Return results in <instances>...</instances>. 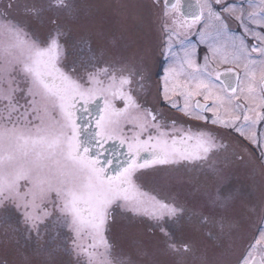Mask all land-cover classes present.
<instances>
[{"label": "snow or ice", "instance_id": "snow-or-ice-1", "mask_svg": "<svg viewBox=\"0 0 264 264\" xmlns=\"http://www.w3.org/2000/svg\"><path fill=\"white\" fill-rule=\"evenodd\" d=\"M73 9L72 0H0L5 235L55 233L68 264H135L109 239L119 210L133 223L147 222L153 236L158 232L173 264L195 257L201 236L220 248L229 241L230 251L232 193L197 189L198 202H178L158 177L208 165L224 145L207 125L238 133L264 170V0H164L170 63L151 101L141 70L106 58L90 39H67L56 17ZM46 16L54 27L37 34L31 22ZM193 32L206 48L203 63L188 41ZM161 98L204 126L167 117ZM235 264H264V207Z\"/></svg>", "mask_w": 264, "mask_h": 264}, {"label": "rangeland", "instance_id": "rangeland-1", "mask_svg": "<svg viewBox=\"0 0 264 264\" xmlns=\"http://www.w3.org/2000/svg\"><path fill=\"white\" fill-rule=\"evenodd\" d=\"M90 1L91 7L83 10L82 16L74 17L69 14H63L56 17L60 26L67 33V39H69L70 42L74 43L81 39H90L93 47L97 49L104 48L107 54L109 52L112 54L110 58L117 62L118 60L121 61L126 58L129 60L133 58H143L144 61L147 60L151 62L153 59L155 65V60L159 53L158 47H160L161 37L157 26L150 24L152 21L149 20L147 9L141 7L144 5V0ZM43 23L42 26L37 20H33L31 22V27L40 35L46 34L49 29L54 27V25L49 22L48 18L45 19ZM148 30L149 33H151V39L155 42L153 44L150 43L151 39L147 40L148 33L145 32ZM154 44L156 46L155 54L152 51ZM69 58L71 59V57ZM135 63L139 66L137 62ZM168 65L166 67H168ZM157 86V84H154V88H152V90L150 89L153 97L156 94ZM175 112L180 113L176 110ZM164 113L166 114V112ZM180 114L181 117H184L182 113ZM176 119L179 121L178 118ZM189 122L192 126L196 124L203 125L202 122L194 120ZM216 130L219 131L218 129ZM241 151L249 160L225 162L226 157L224 156V151H216L218 157L217 161L220 163L225 162V164L221 166L220 173L217 176H213L208 182L205 180L202 184H198L197 181L180 183L178 182L180 181V177H178L173 179L175 181L173 182L175 189L173 187L170 190L169 188L165 189H168V192L180 191L181 201H187L189 204L198 202L201 199L197 193V189L201 191L206 189L213 196H215L217 190H226L225 195L231 192L233 199L230 202L231 211L229 215L234 216L231 222L235 224L238 220H247L248 222L244 227V229L247 230L250 223L249 219H253L254 217L259 219V213L263 202L261 189L258 188L259 177L256 173L254 174L255 169L253 166L254 162L251 160L252 157L248 151L243 148ZM208 164L213 163L209 160ZM205 166L206 167L200 169V173L209 174L210 171L207 170L209 166ZM225 167L228 168L226 169ZM161 188L163 189V187ZM117 228H121V234L122 232L125 234L124 241L129 244L130 247L128 248H131L129 249L131 252L129 254L135 257L137 260L136 263L173 264L175 258L164 250L162 243H157V241L160 240V235L156 234V236H153L148 231L146 222L143 224L139 222L133 223L128 217L119 218L115 220L112 225L113 230ZM0 234H5L4 226H0ZM6 236L0 237V259H5L7 264H68L65 254L64 256H61L60 253L56 255L52 254V246L50 244H47L45 249H41L35 244L36 241L31 238V247L28 248L31 251H26L25 253L27 254H22L15 245L11 244L10 234L8 237ZM233 237L236 238V235L234 234ZM116 238L119 239V236L116 235ZM228 244L229 242L226 240L225 248L228 247ZM4 245L6 246L3 247ZM235 247H237V243H234V247L230 251H226L225 248L217 247L215 242L208 241L201 236L198 241L199 251L195 257L187 258V264H201L202 259L207 260L208 264H221V262L231 264L239 255L232 254ZM46 254H50L51 257ZM54 258L56 260H53V262L49 261Z\"/></svg>", "mask_w": 264, "mask_h": 264}, {"label": "flooded vegetation", "instance_id": "flooded-vegetation-1", "mask_svg": "<svg viewBox=\"0 0 264 264\" xmlns=\"http://www.w3.org/2000/svg\"><path fill=\"white\" fill-rule=\"evenodd\" d=\"M230 2L233 3H241V0H230ZM72 3L74 5V9L73 12L70 14L71 16L74 17H79L82 16V11L88 9L89 7H91V1L90 0H72ZM82 3V4H81ZM163 3L164 0H159V4L156 7H153V0H144V5L141 6L145 9H147V14L149 17V20L152 21L150 22L151 25L157 26V28L159 29L160 32V37H161V42H160V47H158V55L157 58L155 60V65L153 63V59L152 62L151 61H147V60H143L140 58H133L132 60H129L128 58L123 59V60H118V62H122L121 64H128L126 61L134 64L135 69L141 70L145 76V89L147 90V99L149 101L152 100L153 95L152 92H150V89L152 90V88H154V77L156 75V66L158 64V61H162L164 62L163 68L165 69V67L168 65V63L170 62L169 59L166 60V58H168L165 54H164V47H163V43H164V37L162 34V27H163V17H162V9H163ZM185 4H189L191 3L192 5H195V0H184ZM13 15H19L18 12H14ZM51 15V14H48ZM66 18V15H65ZM47 19V16L44 18V20ZM179 20L183 21L184 17L183 16H179L178 17ZM39 24H43L40 21H38ZM154 23V24H153ZM231 27L232 29L239 34L240 33V29L238 27V25L235 22L231 23ZM145 33H148L147 36V40L151 39V33H149V30L146 31ZM188 41L194 45L197 46V53H198V60L200 63H203V57L205 55L206 52V48L204 47V45L199 44V40H198V36L195 34V32L190 33L188 35ZM150 43L153 44L155 43L154 40H150ZM156 50V46L155 44L153 45L152 51L155 54ZM123 53V52H120ZM110 56H112V54L109 52L106 55V58L111 59ZM154 57V56H153ZM155 58V57H154ZM137 62L139 64V66H137V64L135 63ZM237 71H240L239 69H237ZM162 76V74H160V77ZM159 77V78H160ZM158 78V79H159ZM151 93V95H150ZM161 104L166 106L165 109L169 110L170 107L163 103V101L161 100ZM167 117L169 118H178L179 121H176L178 123H183L186 127L191 125V123L187 122V121H183L181 120L182 118L179 117H175V115L173 116L172 113L167 112L165 114ZM210 115V114H209ZM195 126V125H194ZM203 127V125H201ZM208 128H211L213 130L214 133H218V139L220 140V142L224 145V147L222 149H219L217 151H224V156L226 157V161L225 162H234V161H245V160H249L247 156H244V154L242 153L241 149L243 148L244 150L248 151V153L251 155L250 149H251V145L248 144L247 141H245L242 137H240L238 135V133H236L233 130H229V129H225V128H220L221 131H217L215 129H213V125H207ZM256 155L258 156L259 153L257 152ZM217 155L216 152L213 153L210 161L213 164H208L209 169H207L208 171H210L209 174H202L200 173V169H196V170H185V169H180L179 171H173L170 174H160L158 177V184L160 187H163V191L168 194V195H172L175 196L177 198L178 202H182L181 201V192L180 191H170L168 192V189L165 188H169V190L173 187V182H175L173 179H176L178 177H180V181L178 182H196L198 184H202L205 180L208 182L211 178H213V176H217L220 173L221 170V166L223 164H225V162L220 163L217 161ZM254 164V174L256 173L257 176L259 177L258 179V188L261 189V197H262V207H264V170H261V168L259 167L258 162L252 157V159ZM229 165V164H228ZM256 166V168H255ZM206 167V166H204ZM226 169L228 167H225ZM212 171V172H211ZM209 177V178H208ZM261 207V208H262ZM119 218H127V216L123 213H120L119 210H117V215H116V220ZM238 220V219H237ZM236 220V221H237ZM235 221V222H236ZM243 220H238L235 225L236 227L233 230V235H236V238L233 237L234 242L237 243V247L234 248V251H232V254H239L244 247L247 245V243L249 242V240L252 238V236L256 233L257 227L259 225V219L254 217L253 219H249L250 223L248 226V229L245 230L244 227L246 225V223L248 222L247 220H244L243 222H241ZM147 223V222H146ZM118 225V224H117ZM3 227V225H0ZM118 232V228L116 230H113L111 228V231L109 233V239L117 246L118 250L122 251L125 255L130 256L131 255L129 252H124L121 248V243L119 241L118 238H116V233ZM10 242L11 244L15 245L17 247V249L19 250V252H21L22 254H27L25 253L26 251H31L28 248H30L31 246V238L34 239V241H36L35 244H37L41 249L42 248H46L47 244H50L52 246V254H58L60 253V255L64 256L63 251L60 249V247H58L59 245L62 244V240H53L52 237L55 236V233H44L42 230V235L37 238L35 237V235L33 234L31 237L28 236L27 232H24L22 235L21 234H13L10 233ZM9 234L6 236L5 234H0V237L6 236L8 237ZM157 234L159 235V233L157 232ZM120 236V235H119ZM229 242V241H228ZM1 244V243H0ZM6 245H4L3 247H5ZM34 249V248H33ZM49 255L50 254H46ZM70 257L67 256V262L69 261ZM54 259H50V262H53ZM58 260V259H57ZM133 260V259H132ZM135 262V264H139L136 263L137 260H133ZM236 261V260H235ZM235 261H233L231 264H235ZM0 264H7V262L5 261V259H0ZM225 264V263H224Z\"/></svg>", "mask_w": 264, "mask_h": 264}, {"label": "bare ground", "instance_id": "bare-ground-1", "mask_svg": "<svg viewBox=\"0 0 264 264\" xmlns=\"http://www.w3.org/2000/svg\"><path fill=\"white\" fill-rule=\"evenodd\" d=\"M128 64L127 65H130L131 67H134V64H132V63H130V62H128V61H126ZM231 217V220H233L232 219V217H234V216H230ZM116 235L117 236H119V241H121L120 243H121V248H122V250L126 253V252H129V249H131V248H128V247H130L129 246V244L128 243H126V241H124V239H125V234L122 232V234H121V228H118V232L116 233ZM131 259H133V260H136L135 259V257L134 256H132L131 255Z\"/></svg>", "mask_w": 264, "mask_h": 264}]
</instances>
